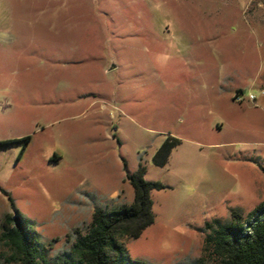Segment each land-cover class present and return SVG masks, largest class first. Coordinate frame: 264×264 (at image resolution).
<instances>
[{
  "label": "rangeland",
  "instance_id": "374dc122",
  "mask_svg": "<svg viewBox=\"0 0 264 264\" xmlns=\"http://www.w3.org/2000/svg\"><path fill=\"white\" fill-rule=\"evenodd\" d=\"M168 137L182 144L158 167ZM4 142L0 264H18L1 240L16 212L52 264L73 259L97 209L132 205L140 164L165 189L120 239L129 257L223 264L206 223L264 203V0H0Z\"/></svg>",
  "mask_w": 264,
  "mask_h": 264
},
{
  "label": "trees",
  "instance_id": "16d2710c",
  "mask_svg": "<svg viewBox=\"0 0 264 264\" xmlns=\"http://www.w3.org/2000/svg\"><path fill=\"white\" fill-rule=\"evenodd\" d=\"M20 141L25 143L26 150L31 137ZM9 144L4 142L0 146ZM181 144V140L168 137L156 152L154 164L165 167L173 150ZM146 173V167L140 164L138 171L128 177L135 194L132 205L112 211L97 209L89 231L73 246L74 258L57 264H149L133 261L120 241L121 238L139 239L155 223L151 195L165 186L146 181ZM2 228L1 240L11 250L15 262L52 264L40 234L18 212L6 215ZM206 228L210 233L205 238V254H213L223 264H264V203L247 216L233 210L229 222L215 220L206 223Z\"/></svg>",
  "mask_w": 264,
  "mask_h": 264
},
{
  "label": "built area",
  "instance_id": "2783aa9c",
  "mask_svg": "<svg viewBox=\"0 0 264 264\" xmlns=\"http://www.w3.org/2000/svg\"><path fill=\"white\" fill-rule=\"evenodd\" d=\"M250 98L252 99L253 96H251ZM235 100L239 103H242L244 100L243 93H241V92L237 93L235 96Z\"/></svg>",
  "mask_w": 264,
  "mask_h": 264
},
{
  "label": "crops",
  "instance_id": "0c3cea01",
  "mask_svg": "<svg viewBox=\"0 0 264 264\" xmlns=\"http://www.w3.org/2000/svg\"><path fill=\"white\" fill-rule=\"evenodd\" d=\"M238 92L243 93V91H241L240 89L237 90V93H238ZM237 93H236V94H237ZM235 96H236V95H235ZM235 96L233 97V100H234V101H236V100H235ZM236 102H237V101H236ZM242 103H243V102H242ZM242 103H241V104H242ZM217 128H218V129L220 128L219 125H217ZM174 150H175V149H174ZM174 150H173V151H174Z\"/></svg>",
  "mask_w": 264,
  "mask_h": 264
}]
</instances>
